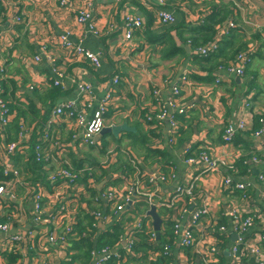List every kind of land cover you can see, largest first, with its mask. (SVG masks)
<instances>
[{
	"label": "crops",
	"instance_id": "crops-1",
	"mask_svg": "<svg viewBox=\"0 0 264 264\" xmlns=\"http://www.w3.org/2000/svg\"><path fill=\"white\" fill-rule=\"evenodd\" d=\"M69 2V6L60 7L59 0H4L0 9V66L5 65V76L1 85L4 95L11 103L12 101L16 103L14 105L16 109H19L17 106L25 109L27 103L36 104V109L40 111L39 116L42 117L40 114H43V105L49 103L47 91L53 79L48 58H52L62 69L64 75L61 82L66 87L64 91L58 88L60 94L55 98L53 107L62 102L81 98V93L76 89L78 82L90 84L93 87L92 95L97 101L106 92L114 90L115 103L120 107V111H123L116 121L119 125L126 123L133 131L120 132L117 136L112 134L99 138L96 136L94 142L97 146L101 145V139L110 136L116 140L110 142L108 148H111V143L120 144L124 137L137 141L132 145L137 147V155L129 150L136 157L129 154L134 162L126 163V159L119 162L118 154L115 156L116 161L110 160V166L128 165L131 169V172L128 171V179L140 183L141 191L130 197L131 205L125 203L124 217L128 221L137 213H141V207L137 209L138 203H148L153 194H158L163 199L170 198L177 187L190 179L194 169L199 171L202 169L199 165L185 164L183 151L186 146L192 145L194 151L200 148L207 149L212 158L224 164L219 163L216 171L200 174L195 182L197 190L208 193L210 211L194 229V235L198 247L215 245L221 251L217 264H229L228 251L236 241L232 231V219L229 216L231 209L243 211L242 217L254 216V213L258 212L263 219L254 220L255 226L249 229L246 240L250 241L259 233L260 222L264 224V203L260 196L262 191L256 180L257 175L264 172V128L262 129L258 121V113L264 117V0H238L236 6L232 0H166V8L173 11L177 20L170 33L167 30L171 26L161 25L150 10L155 5L154 0H122L120 3H103L100 0ZM88 4L93 5L96 26L100 31L99 37L91 34L85 36V29L76 22L77 10L87 7ZM128 8L140 17L148 28L134 32L129 45L123 47L120 43L122 16ZM221 17L233 20L237 29L224 37L221 49L216 54H222L225 59L233 50L241 47L244 51L251 49L253 52L243 77L228 75L223 67L217 70L214 68L215 71L207 73L210 67L222 63L223 60L216 61L214 56H211L208 62H204L205 58L195 55L196 46L201 45L207 34L206 28ZM64 32H70V40L75 43L81 40L86 49L94 53L102 51L101 67L98 70L93 69L87 61L76 60L74 57L72 59L66 54L58 43V37ZM180 51L182 53H179ZM36 56L40 57V61H34ZM114 75L120 78V83L116 87L110 85V79ZM183 76L187 77L188 82L181 90V100L192 108L187 116L176 117L179 134L174 142H169L168 120L158 123L154 119L160 114V108L156 103L161 106L170 96L172 84ZM216 78L220 79L219 83L215 82ZM5 89L8 91L5 92ZM154 91L159 94V102L153 99L150 101ZM129 97L133 99L131 103ZM13 112L12 119L16 115V112ZM111 113L114 114V108L111 109ZM147 116L153 118L149 123L145 120ZM49 118L50 114L45 118L41 129ZM238 123H244L245 130L238 131L230 145H224L222 142L224 128ZM35 125L36 121L27 118V121L20 125L14 140H7L13 135L11 131L8 135L5 133V139L3 135L0 136L1 149L5 143L17 141L22 130L26 129L25 138L29 145L24 155L17 153L11 158V163L17 171V176L10 178L11 185L18 188L12 203L25 209L23 220L17 223L15 221L11 233L26 230L31 223V206L23 201V190L20 188L40 178V171L33 173L25 166L29 161V155L32 154L30 146L35 143H29L28 137L32 138L33 132H36ZM260 129L262 133L256 136L255 132ZM75 130L79 133L76 127L62 124L61 140L66 145H71L68 149L75 157L82 159L79 153L85 143L81 141L82 136L78 140L73 139ZM96 147L87 146V149ZM157 152L164 156V164L160 162L161 159L158 160L157 155H153ZM17 156L22 162L17 161ZM253 157L259 161L253 163ZM241 160L246 163L242 164L245 167L239 170L237 164ZM82 165L85 166V163L82 162ZM255 172L257 175H254ZM37 174L39 175L36 176ZM159 175H162L164 180L159 181L157 187L148 184V179ZM227 176H230L234 183L249 184L246 199L241 191H231L224 187L222 181ZM122 184L123 186L119 187L121 191L124 190L123 181ZM45 203L50 204V201L45 199ZM104 212L108 210L104 209ZM156 212L162 220L159 236L155 237L159 249L151 250L158 253L167 245L169 255L156 256L150 260L149 249L142 259L134 253V257L124 256L121 260H111L107 264H193L198 260L195 248L185 250L179 247L178 242L171 239L168 233L170 229L172 234V226L167 225L165 217L170 215L176 219V210L157 208ZM149 219L152 221L150 217ZM187 223L188 215L185 214L180 226L184 227ZM111 227V224L99 225L95 236ZM217 227L225 228V234L230 238L229 242H221L220 237L223 234L212 233ZM2 236L0 233V238ZM71 246L72 249H68L69 262L63 261L62 252L58 253L60 256L58 258L57 250L52 248H36L31 249V252L19 249L25 252L20 262L92 264L90 256L92 248L73 249V244ZM260 249L264 255V243ZM250 258L252 259L246 251L241 264H250ZM0 264H7L5 253L1 251Z\"/></svg>",
	"mask_w": 264,
	"mask_h": 264
},
{
	"label": "built area",
	"instance_id": "built-area-1",
	"mask_svg": "<svg viewBox=\"0 0 264 264\" xmlns=\"http://www.w3.org/2000/svg\"><path fill=\"white\" fill-rule=\"evenodd\" d=\"M69 1L59 0V6H69ZM100 1L103 3H120L122 0ZM232 1L234 6H236L238 0ZM3 3L4 0H0V9ZM154 4V7L150 10H152L154 18L161 25L174 26L177 23L173 11L166 8V0H154ZM125 10L122 16L120 41L123 47L129 45L133 39L134 32L143 30L145 26L143 20L136 16L129 8ZM75 17L77 24L83 26L85 29V36L89 34L94 37L100 36L92 4H88L87 7L77 10ZM235 29H237V26L233 20L227 19L219 28V33L224 37ZM110 32L111 27L109 29ZM219 41H221V38L216 37L208 44L196 48L195 55L207 58L217 53ZM78 42L75 43L70 40V32H64L58 37L59 45L69 57H72V59L74 57L80 61H87L93 69L98 70L101 67L100 57L102 51L94 53L83 47L81 40ZM252 56L253 52L251 49L239 52L235 56L234 61L229 63L224 71L228 75L243 77ZM47 60L50 65L53 86L58 87L62 91L66 90V87L61 82V78L64 75L62 69L55 64L52 58H48ZM34 61H40V57L36 56ZM4 76L5 65H1L0 136L3 135L5 139V130L10 124L12 117H14V112L8 108L9 102L4 99V90L1 86ZM187 82L186 76L181 77L177 82L172 84L171 94L165 102L161 106L156 103L160 108V114L154 119L158 123L163 122L165 119L168 120L169 142H174L179 134V124L176 117L187 116L192 108L182 103L181 100V90ZM215 82L219 83L220 79L216 78ZM119 83L120 78L117 75H114L110 79L112 87L118 86ZM92 88L90 84L78 82L76 89L81 93V98L76 101L62 102L53 107L50 113V120L46 122L41 130L42 132L40 131L41 133L38 135L35 143L30 146L33 161L40 165V178L20 188L23 190V201L29 203L31 206V223L26 230H17L14 233H11V229L15 221L17 223L23 220L25 209L20 205L17 207L12 203V200L16 198V194H13L11 190L14 187L11 185L10 178H15L17 171L11 163V158L14 154L24 155L27 151L29 145L25 138V135H27L26 129L22 130L17 141L5 143L0 149V172L4 178V180H0V233L3 235L0 238V251L5 253V255L17 254L18 259L14 264H23L20 260L25 256V252L19 249H25L27 252L30 250L31 252V249L36 248L55 249L57 250L58 258H60L58 253L62 252L64 254L63 261L69 262L68 249H72L71 245L83 239H88L92 243H95L100 235L95 236V233L98 226L103 224L120 225L123 228V234L114 246L99 248L93 245L90 252L92 264H107L111 260H121L124 256L134 257L132 245L136 241V235L142 231L149 233V241L154 242L155 233L146 212L142 213L138 218L133 216L130 221L124 217L125 203L127 205L130 203L131 205L130 197L141 191L140 183L137 180L133 182L128 179L126 174H118L121 179H125L122 180L124 190L109 188L101 191L92 176L91 169H86L83 165L78 168L71 167L64 158L65 154L71 153V150L68 149L71 145H66L61 140L60 126L62 124L76 127L79 133L75 130L72 136L73 139L78 140L82 136L81 141L88 147L97 146L94 140L103 128L119 126L116 118L121 116L123 111H120V107L115 103L114 90L106 92L97 101L92 95ZM152 99L159 102V94L156 91L153 92ZM112 108H114V114L111 113ZM258 116V121L263 129L264 117L260 113H258ZM145 120L149 123L153 118L147 116ZM262 129L255 132V135H260ZM243 130H245L244 123L226 126L222 135L224 145H230L236 133ZM183 152L186 165H199L202 169L200 171L194 169L190 179L184 185L177 187L170 198L163 199L158 194L150 196L147 203L148 210L151 207H155V209L173 208V210H176V219L172 216L170 217V215L165 217L166 220L170 221L172 226V239L177 241L179 247L185 250L195 248L194 251L198 256V260L193 262V264H217L221 251L215 245L198 247L194 235V229L198 227L201 219L207 216L210 211L208 193L197 190L195 182L199 179L200 174L216 171L218 164L224 163L212 158L209 151L205 148L194 151L193 146L188 145ZM252 161L253 163H257L259 160L253 157ZM232 169L235 170L234 168ZM86 171L87 177L85 175ZM163 180L164 177L159 175L148 179V184L157 187L158 182H163ZM256 180L261 187L262 192L260 196L264 203V172L259 173ZM222 184L227 190L241 191L244 199H246V193L249 189L248 183H234L231 177L227 176L223 178ZM92 189H96L94 194H92ZM86 192H89L92 196H86ZM45 199H48L50 204H46ZM104 209H107L108 212H104ZM242 212L234 208L229 212V216L232 219V231L237 236L235 243L228 251L230 257L229 264H241V259L246 251L256 264H264L263 250L260 249V246L264 243V224L262 225L260 222L261 226L259 229L261 230L258 234L254 235L253 239L250 241L245 239L249 229L255 226L254 220L263 221V219L258 212H255L254 216L249 217H242ZM185 214L188 215V223L186 226L181 227L180 222ZM214 232L224 234L225 228L217 227L216 231H212V233ZM168 255L169 247L167 245L162 247L161 252H153L151 249L148 252L150 260H153L156 256L166 257ZM41 264L49 263L42 261Z\"/></svg>",
	"mask_w": 264,
	"mask_h": 264
},
{
	"label": "trees",
	"instance_id": "trees-1",
	"mask_svg": "<svg viewBox=\"0 0 264 264\" xmlns=\"http://www.w3.org/2000/svg\"><path fill=\"white\" fill-rule=\"evenodd\" d=\"M226 18L227 17H221L220 19H217L214 22H212V24H210L209 27L206 28L207 34L204 36V38H203V40L201 42V45L200 44L197 45L196 48H199L201 46H204V45L208 44L209 42H211L212 40H214L216 37H219V38H221V41H219V44H218V51H220L221 45H222L221 43L225 39L224 37H227V36L230 35L229 34V35H226V36L223 37V35L221 36L220 33H219V28L227 20ZM150 20H151V17H150ZM173 27L174 26L169 27V29L167 31L169 32L170 30H173ZM145 28H148V26H146V27L144 26L143 29H145ZM229 33H231V32H229ZM166 34H163V35H166ZM150 37H152V35H150ZM242 51H244V50H242V47L240 49H238V50L235 49L225 59L222 56V54L218 55V54L215 53L216 55H214V54L210 55L209 56L210 58H212L214 56V59L216 61H217V59L218 60L221 59V60H223V62L222 63H217L216 65L210 67L207 70L208 72L207 71L206 72L207 73H210L212 71H215V70L219 69L220 67H223L224 69H226L228 67L229 63H231V62L234 61L235 56L239 52H242ZM179 53H182V52L180 51ZM209 57L205 58L204 60H206V61H204V62H208L210 60ZM199 58H202V57H199ZM196 59H198V57H196ZM214 68H215V70H214ZM1 85H2V83H1ZM49 88L50 89H48V91H47L48 92V96H49V100H48L49 103H48V105H46V104L43 105L44 106V111H43V114H40L42 117L39 116L40 111L38 109H36V107H37L36 104H34V103H29L28 104L27 103L25 109H21L20 106H17L19 109H16V107L14 106V105H16V103H14L13 101L11 103L10 102V99H8V97L6 95H4V99L9 102L8 108L11 109L12 112L13 111L16 112L15 118L12 119L13 122L11 121L12 124L10 123L6 127V130H5V133L7 135H8V132H10V131L13 134V135H11V137H9V139H7L8 141H12V140H14L16 138V136H17V134L19 132L20 125L24 124V122L27 121V118H28V119L33 120L34 122L36 121V125H35V127H36L35 128V131L36 132H33L32 138H31L32 143L35 142V140L38 137V135L42 132L41 131L42 130L41 128H42V124L45 123L44 122L45 121V118L47 116H49V114L52 111L51 108L53 107V102L55 101V98L60 94L58 87L53 86V83L51 84V87H49ZM6 91H8V90L5 89V92ZM11 95H13V91H12ZM256 127H257V125L255 126V128ZM153 155L154 156L157 155L158 160L161 159L160 162L163 163V164L165 163V161H164L165 158H164V156H162V154H158V152H157V153H154ZM28 160H29L28 162H30L31 164L28 163V162L25 163V166L26 167L30 168L33 173L40 171V165H37L33 161V154H30L29 155ZM17 161L19 163L22 162V160L20 159L19 156H17ZM245 163H243L242 160H241L239 162V164H237L238 169L239 168H240L239 170L243 169L242 167H245V165H242V164H245ZM112 167H113V170L116 171V173L119 174V175H122L124 173V174H126V176H128V171L131 172V169L129 168L128 165H122V167L119 166L118 168L115 167V166H112ZM99 170H100L101 174L99 175V177H97V179L100 180L105 175H108L109 170H105L104 168H101V167H99ZM38 175L39 174H37L36 176H38ZM234 176H238V175H234ZM0 180L1 181L4 180V178L1 176V172H0ZM95 192H96V189L95 190L92 189V194H94ZM139 207H141V213H139V215H142V213H145L148 210V204L147 203L140 202L137 205V209ZM166 222H167V225L168 226L171 225L170 224V221L166 220ZM80 230H82V229H80ZM168 233L170 234V237L172 239L173 236H172V234L170 232V229L168 230ZM122 234H123V228L120 225H114V226H112L110 228V231L107 230L106 232L101 233L98 236L97 240H96L97 242L95 241V243H92L88 239H83V240H80L78 242H74L73 243V249H83V248L84 249H91L93 247V245H96V247H99V248L100 247H111V246H114L118 242V240L122 236ZM149 235H150L149 233H146L144 231H142L141 233H138L136 235V241L132 245L133 253H135V254H140L139 252L142 253V255H138V257H140L141 259H142L143 256L146 255L145 254L146 253V250L153 249V247H155V249H159V247H158V241L156 243H155V239H154V242L149 241ZM220 240H221L222 243L224 241L229 242L230 241V238H229V236L227 234L224 233L220 237ZM98 250H100V249H98ZM5 256L7 258V264H14L16 262V259L18 258V255L17 254L5 255Z\"/></svg>",
	"mask_w": 264,
	"mask_h": 264
},
{
	"label": "rangeland",
	"instance_id": "rangeland-1",
	"mask_svg": "<svg viewBox=\"0 0 264 264\" xmlns=\"http://www.w3.org/2000/svg\"><path fill=\"white\" fill-rule=\"evenodd\" d=\"M151 100H152V98L150 99V101ZM131 101H133V99L131 97H129V102L131 103ZM124 104H126V102H124ZM28 137H29V143L32 142L30 136H28ZM111 141H116V140L111 138L110 136H106L104 139L102 138L101 142H100V144L103 147L101 145H98L96 148L87 149V146L85 145L79 153L81 155L82 159H78L77 157H75L72 152L65 154V157H64L65 160L68 161L69 165L71 167H74V168L80 167L82 165V162H84L85 168L91 169L92 176H93L95 182L97 183L98 187H100L101 191H103L105 189H109V188L118 190L119 187L122 185L121 177L118 176L116 171L113 170V167L110 166V160L113 159L116 161L115 156H117V154H118L119 157H117V158H118L119 162L126 159V163L130 164V163L134 162L135 160H133L132 159L133 157L131 158V156L129 154H131L135 157V155L132 153V152H134L137 155V147H132V145L137 143V141L135 139H129L128 140L127 138L124 137L121 140L120 144L119 143H116V144L111 143V148H108ZM129 150H131L132 152H130ZM99 167L104 168L105 170H109L108 175H105L100 180L97 179V177H99V175L101 174ZM115 167H116V165H115ZM136 170L137 169H135V171ZM85 175L87 177V171L85 172ZM117 177H119V178H117ZM131 181H133V180H131ZM11 190H12L13 194H16L18 189L14 187ZM86 193H87L86 196H88V197L92 196V195H90L89 192H86ZM139 216L140 215L138 213H137V215H134L135 218L136 217L138 218ZM171 231H172V228H171ZM137 259H138V257H137Z\"/></svg>",
	"mask_w": 264,
	"mask_h": 264
},
{
	"label": "water",
	"instance_id": "water-1",
	"mask_svg": "<svg viewBox=\"0 0 264 264\" xmlns=\"http://www.w3.org/2000/svg\"><path fill=\"white\" fill-rule=\"evenodd\" d=\"M133 131L132 128H129L127 126L126 123L121 124L119 126H115L112 128H103L102 131L100 132V134L98 135V138L107 134H112L114 136H117L118 133L120 132H131ZM254 175H257V172H255ZM148 217L151 218V223H152V227H153V231L155 233V237L158 238L159 233H160V229H161V223L162 220L161 218L158 216L155 207H151L149 209V211L147 212ZM235 238H237V236L234 235ZM250 264H256L255 261L253 259H251Z\"/></svg>",
	"mask_w": 264,
	"mask_h": 264
},
{
	"label": "clouds",
	"instance_id": "clouds-1",
	"mask_svg": "<svg viewBox=\"0 0 264 264\" xmlns=\"http://www.w3.org/2000/svg\"><path fill=\"white\" fill-rule=\"evenodd\" d=\"M149 210H147V212H148ZM147 212H146V215H147ZM148 216V215H147ZM149 218V217H148Z\"/></svg>",
	"mask_w": 264,
	"mask_h": 264
}]
</instances>
